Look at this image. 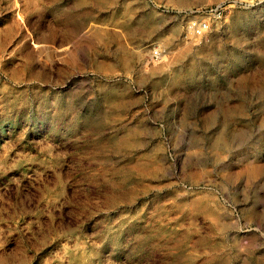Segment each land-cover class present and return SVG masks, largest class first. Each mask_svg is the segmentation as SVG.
Here are the masks:
<instances>
[{
	"label": "rangeland",
	"instance_id": "1",
	"mask_svg": "<svg viewBox=\"0 0 264 264\" xmlns=\"http://www.w3.org/2000/svg\"><path fill=\"white\" fill-rule=\"evenodd\" d=\"M0 264H264V0H0Z\"/></svg>",
	"mask_w": 264,
	"mask_h": 264
},
{
	"label": "built area",
	"instance_id": "2",
	"mask_svg": "<svg viewBox=\"0 0 264 264\" xmlns=\"http://www.w3.org/2000/svg\"><path fill=\"white\" fill-rule=\"evenodd\" d=\"M222 15V6L198 10L197 16L190 19L188 22L189 31L194 36L201 37L203 34L211 30L212 26L222 18ZM152 56L158 58L160 56L159 51L154 50Z\"/></svg>",
	"mask_w": 264,
	"mask_h": 264
}]
</instances>
